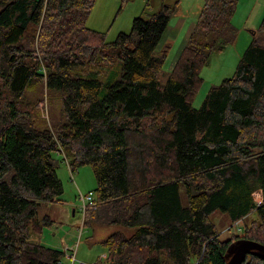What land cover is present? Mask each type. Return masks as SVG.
I'll use <instances>...</instances> for the list:
<instances>
[{
    "label": "trees",
    "instance_id": "obj_1",
    "mask_svg": "<svg viewBox=\"0 0 264 264\" xmlns=\"http://www.w3.org/2000/svg\"><path fill=\"white\" fill-rule=\"evenodd\" d=\"M94 3L0 0V264H65L62 249L30 240L52 223L38 221L39 207L63 202L57 155L73 171L92 167L96 208L84 225L133 229L102 240L106 264H225L238 238L221 237L216 211L231 224L255 212L243 238L264 244V23L233 75L194 108L200 69L235 37L236 0H205L163 85L165 50L155 52L174 9L134 18L108 42L86 25ZM112 49L120 79L103 84ZM41 82L61 98L52 127L25 104Z\"/></svg>",
    "mask_w": 264,
    "mask_h": 264
},
{
    "label": "rangeland",
    "instance_id": "obj_2",
    "mask_svg": "<svg viewBox=\"0 0 264 264\" xmlns=\"http://www.w3.org/2000/svg\"><path fill=\"white\" fill-rule=\"evenodd\" d=\"M204 2L205 0H95L86 25L90 29L103 33L106 41L113 42L118 35L130 33L134 18L149 19L163 6L173 8L161 44L155 52L161 58L163 50H165L164 62L156 78L158 84L163 85L198 19ZM231 23L236 31L235 37L230 41H225L221 50L212 51L208 64L200 69L201 82L192 98L194 108L201 106L211 86L219 85L224 79L233 75L239 59L253 39V35L264 23V0H236V9ZM163 39L166 40L163 42ZM111 54L115 55L114 66L111 74L100 78L103 84H110L120 79L122 62L116 55V49H112ZM24 98L25 104H28L32 111L37 112L38 120L44 121L51 127L61 122L62 104L58 92L47 90L45 84L41 82L34 88L25 91ZM57 160L59 165L55 170L63 184V192L59 198L63 202L43 204L39 207L38 221L40 222L47 215L52 223L51 226L43 227L42 233L32 234L30 240L41 243L43 238L47 240L44 234L48 230L53 231L58 233L57 237L54 240L48 238V241H52L57 248L64 251L63 261L65 264H106L107 250L101 243L102 240L115 232L129 236L133 229L117 225H84L83 215L79 209L80 194L90 192L95 196L96 179L92 167L90 165L78 166L72 173V179L70 170L60 155H57ZM180 197L185 206L187 197L183 187H180ZM254 198L258 203L259 192L254 194ZM210 219L223 239L234 237L239 239L245 235L243 228H249L256 221L257 214L251 212L242 221H237L234 224H231L228 217L220 211L211 214Z\"/></svg>",
    "mask_w": 264,
    "mask_h": 264
},
{
    "label": "water",
    "instance_id": "obj_3",
    "mask_svg": "<svg viewBox=\"0 0 264 264\" xmlns=\"http://www.w3.org/2000/svg\"><path fill=\"white\" fill-rule=\"evenodd\" d=\"M248 255L264 259V244L245 238L231 242L226 250L225 264H242Z\"/></svg>",
    "mask_w": 264,
    "mask_h": 264
},
{
    "label": "built area",
    "instance_id": "obj_4",
    "mask_svg": "<svg viewBox=\"0 0 264 264\" xmlns=\"http://www.w3.org/2000/svg\"><path fill=\"white\" fill-rule=\"evenodd\" d=\"M65 163H66V166L68 167V169L70 170L71 178L73 179L72 173L74 171L68 165L67 161H65ZM80 200H81V205H80L79 209L81 210V213H82L83 217H84V214H85L86 210H88V209H93L94 210L96 208V205L94 203V196H93L92 193L89 192L87 194H80ZM259 202H260V200L258 201V203ZM72 257L74 259V255Z\"/></svg>",
    "mask_w": 264,
    "mask_h": 264
},
{
    "label": "crops",
    "instance_id": "obj_5",
    "mask_svg": "<svg viewBox=\"0 0 264 264\" xmlns=\"http://www.w3.org/2000/svg\"><path fill=\"white\" fill-rule=\"evenodd\" d=\"M166 39H163V42L165 41ZM78 209V208H77ZM74 214H75V209L73 210ZM57 234L56 232H53V231H49L44 234L45 238L47 240H44V238L42 239L41 243L46 245V246H49V247H54V248H57V246L52 242V241H48V238H51L52 240H54L56 237H57Z\"/></svg>",
    "mask_w": 264,
    "mask_h": 264
}]
</instances>
